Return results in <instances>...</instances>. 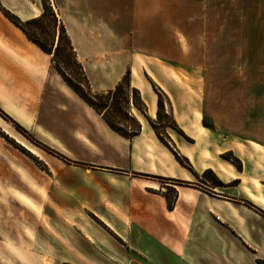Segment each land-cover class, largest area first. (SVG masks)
<instances>
[{"label":"crops","instance_id":"0c3cea01","mask_svg":"<svg viewBox=\"0 0 264 264\" xmlns=\"http://www.w3.org/2000/svg\"><path fill=\"white\" fill-rule=\"evenodd\" d=\"M67 1L84 11V0ZM52 2L77 52L80 27L71 32L66 0ZM0 4L22 21L43 12V0ZM199 5L202 12L218 11L224 0ZM232 5L238 14L231 40L218 19L204 16L199 49L186 37L183 103L175 100L180 84L168 90L159 83L175 111L183 106L182 131L194 141L184 156L195 172L178 162L153 129L142 127L126 139L82 106L50 68L51 56L0 10V264H264V0ZM241 11L248 12L243 24ZM194 57L197 63L189 65ZM17 126L50 144L63 166L34 168L17 143L47 158L22 143ZM81 138L93 147L77 148ZM227 154L240 161V170L222 158ZM205 171L214 172L220 185L212 192L177 188L169 207L157 178L194 182ZM49 181L56 193H49ZM48 202L47 218L83 220V228L58 234L53 257L48 252L39 259L34 253L39 246L48 251L49 236L34 229L33 214L46 217Z\"/></svg>","mask_w":264,"mask_h":264},{"label":"rangeland","instance_id":"374dc122","mask_svg":"<svg viewBox=\"0 0 264 264\" xmlns=\"http://www.w3.org/2000/svg\"><path fill=\"white\" fill-rule=\"evenodd\" d=\"M45 1L52 7L59 24L64 25L53 7L52 0ZM84 1L86 4L84 11H74L73 3L71 1L68 3L66 0L70 10H67L65 15H67V24L71 26V32L73 25L80 27L77 32L80 41L77 43L78 51L75 52L88 79L89 88L82 85V77L79 72L69 61L64 59L57 62L62 73L70 82L80 88L82 95L96 104L101 105L105 100L112 103L109 118L116 129L129 136H132L133 130L137 129L138 125L141 126V130L142 127L149 131L155 129L162 140V144L174 154L175 158L179 157L182 161L181 165L189 171L195 172L189 160L188 164L185 163L184 148L187 145L190 146L194 141L186 137L182 131L185 125L183 106L179 107L180 110L177 106V111H175L169 96L159 86V83H163L165 89L168 90L173 88V82L180 84L182 89L176 91L175 100L179 102V105L183 103L184 68L187 63L185 59L186 37L193 40L194 48L199 49L196 45L199 46L202 35L201 19L204 16L213 20L218 19L217 25L222 26L226 31V41L228 38L231 40L234 20L236 21V14H238L232 9L233 0H224V8L209 12H202L199 5L200 0ZM58 13L60 15V12ZM240 14L243 24L244 17H247L248 12L241 11ZM42 26L43 29H46L47 36L40 34L37 27L32 28L31 33L50 44L51 28L48 26L51 27V23L46 22ZM214 26L216 24L212 28ZM59 33L58 30L57 37ZM197 59L195 57L190 59L189 65L191 62L196 64ZM55 65L53 56H51L50 68L54 72L56 71ZM168 70H173L176 74L174 76L165 74L164 72ZM62 80L65 82L63 78ZM65 84L67 90L72 92L82 106H89L66 82ZM118 85L121 88L114 99L106 98L108 92H115ZM159 102L161 103L160 107ZM97 115L102 117L99 113ZM16 129L18 137L24 145L34 146L39 149L40 154L47 158L42 161L17 143L18 149L30 156L34 168L38 167L47 171L48 164L55 167L63 166L57 160V153L50 144L45 145L37 141L28 131L21 130L18 126ZM89 136L95 138V135L91 133ZM76 147L81 150H88V148L93 147V144L81 138ZM222 158L228 159L237 169H241L240 161L233 155L227 154ZM201 178H197L194 182L176 180V184H173L172 180L164 178H157V181L160 184V192L172 205L178 194L177 188L198 189L193 186L196 185L212 192L211 189L220 185V181L212 171H205ZM48 184L49 193H56L52 187L55 183L49 181ZM34 194L37 199H40L35 190ZM185 194L182 193V196ZM45 204L46 217L37 218L36 214H33L34 229L39 226L37 232L49 236L48 251L43 250L42 252L41 246H39L38 253H34V257L39 259L48 257V252L49 257H53H51V251L55 250L58 234H73L76 230L83 228V224H80L83 220L47 218L48 212L52 210V205L50 202ZM18 206L25 209L23 196H18ZM41 223L44 229H41Z\"/></svg>","mask_w":264,"mask_h":264},{"label":"trees","instance_id":"16d2710c","mask_svg":"<svg viewBox=\"0 0 264 264\" xmlns=\"http://www.w3.org/2000/svg\"><path fill=\"white\" fill-rule=\"evenodd\" d=\"M0 10L5 15V17L12 22L17 28H19L24 35L28 38L29 41H31L33 44H35L41 51L44 53L53 56V62L56 63L55 68L56 71L59 73V75L65 80V82L77 93L80 95V97L97 113L102 115L103 120L105 123L116 133L119 135L125 137L126 139H132L133 137L139 135L141 132V126L138 125L137 129L133 130L132 136H129L122 131L115 128L114 123L109 118V113L112 109V103H109L107 100H105L101 105L96 104L91 99L87 98L86 96L82 95L80 93V88L78 86H75L66 76L62 73L61 69L59 68V64L57 62L61 60H67L69 61L75 69L79 72L80 76L82 77V85L89 88L88 79L86 77V74L84 72V69L82 65L78 62L76 52L74 50V47L72 45V42L66 32V29L63 24H59L56 14L54 13L52 7L46 3L45 0H43V12L40 15V17L28 20V21H22L19 17L16 15L10 13L9 11L5 10L1 4H0ZM46 22L51 23V43H45L43 39L39 38L38 36L31 33L32 28L37 27L40 34H44L46 29H43L42 25L46 24ZM59 30V36L57 37V33ZM47 36V35H46ZM49 36V35H48ZM57 37V40H56ZM80 83V84H81ZM121 86L118 85L115 89V92L109 91L107 94L108 99H114L116 94L119 92ZM105 98V99H106ZM159 107L161 106V103H158ZM0 114L3 115V112L0 110ZM19 129H23L20 126H18ZM155 133L156 130L154 129ZM158 139L162 142L159 135L156 133ZM178 162L182 164V161L179 159V157H176ZM228 160V159H226ZM229 161V160H228ZM185 163L188 164V160L185 159ZM240 168V167H239ZM173 182H176V180H172ZM169 207H171V203L168 200Z\"/></svg>","mask_w":264,"mask_h":264},{"label":"bare ground","instance_id":"6f19581e","mask_svg":"<svg viewBox=\"0 0 264 264\" xmlns=\"http://www.w3.org/2000/svg\"><path fill=\"white\" fill-rule=\"evenodd\" d=\"M255 189H257V190H259L260 189V185H259V183H256L255 184ZM251 195V194H250ZM122 216V215H121ZM121 218V217H120Z\"/></svg>","mask_w":264,"mask_h":264}]
</instances>
